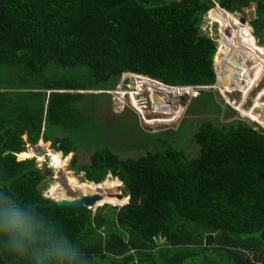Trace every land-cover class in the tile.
Wrapping results in <instances>:
<instances>
[{
    "label": "trees",
    "instance_id": "16d2710c",
    "mask_svg": "<svg viewBox=\"0 0 264 264\" xmlns=\"http://www.w3.org/2000/svg\"><path fill=\"white\" fill-rule=\"evenodd\" d=\"M217 6L221 20L256 6L251 26L263 42L264 0H0V90L19 92L0 94L9 110L0 118V189L59 225L92 264H198L209 253L224 264H264V131L256 124L206 120L196 128L190 121L175 132L176 141L147 134L153 151L139 160L121 159L91 128L86 143L95 152L79 168L76 154L86 143L51 136V127L74 134L87 129L91 119L83 114L89 108L78 104L93 100L86 93L114 91L127 74L159 83L153 91L173 99L183 92L163 84L216 86L218 45L202 28L208 14L214 20ZM226 55L222 47L218 64ZM52 65L88 72L89 84L42 85ZM256 65L264 70V63ZM103 86L113 89H97ZM13 98L18 104L12 106ZM197 99L219 115L225 112L213 90H201ZM184 130V139L192 137L200 148L199 157L188 156L179 143ZM42 140L52 142L63 161L61 153L75 154L72 168L85 174V182L102 187L112 176L117 183L107 187L113 190L122 182L130 203L94 213L47 199L45 172L35 160L18 161ZM117 196L101 204L129 201L119 203ZM0 264L30 261L0 249Z\"/></svg>",
    "mask_w": 264,
    "mask_h": 264
},
{
    "label": "rangeland",
    "instance_id": "374dc122",
    "mask_svg": "<svg viewBox=\"0 0 264 264\" xmlns=\"http://www.w3.org/2000/svg\"><path fill=\"white\" fill-rule=\"evenodd\" d=\"M219 10V8H215L213 10V21L211 20L210 15H207L204 21L202 32L203 35L212 37L218 45V51L214 63L216 66V73L218 74L217 77H220V81L224 85V72L235 64L233 61L236 58H239V60H237L238 62H243V69L252 70L253 68H255V62L257 64V62H259L258 60L260 56H262L261 54L264 55V37L263 42L260 43V39L255 35V30L251 26V22L256 19V6H252L242 14L236 13L233 15H229L228 17L224 15V20H221L219 18L222 16L220 15L221 12ZM216 20H220V24H218ZM234 20L237 22L242 21L252 29V39L254 43L255 39L257 42V47L255 46V55H259L257 57V61L252 59L253 56L251 54H246L248 55L246 57V61L244 59L241 60V58H243L245 55L238 54V56L237 54H229V49H231L232 47V39L235 38V32L237 30V28H235L236 24H234ZM222 47L224 48V51H226L228 60L222 58L220 64H218L217 58ZM245 51L246 53H249L250 49L245 48ZM260 63H264V61ZM258 67L256 70L257 73H259L261 71L260 68H262L260 66ZM87 73L88 72L80 73L79 75H77V73H75V71L73 70H68L66 68L57 66L54 67V65H52L45 73L44 78L41 79L43 80L41 82L43 83L42 85L49 83L61 84L62 81L64 82V85L68 83H71V86L81 84L85 85L89 84V81L85 79ZM256 75L257 80H259L258 74ZM125 79H127L126 83H124ZM246 80L249 86L248 89H251V94L244 108L239 106L242 102V95L240 94V92L225 93L219 88H223L224 90L226 89L222 84L219 85L218 82L216 86L207 89L210 91L213 90L218 103L223 107L225 111L223 114L219 115L216 112L210 110L209 107L206 106L205 101H199V99H197L199 96H189V98L181 96L182 98L175 97L173 99L172 96L167 95V93L165 92L153 91V89H158V83L148 80L144 77L136 78L133 74H127L117 85V88L112 92L86 93L92 96L94 95L93 100L92 98H90L91 100L86 99L78 104V107L80 108V110H83L84 107L86 108V105L89 108L86 109L83 114L85 118L91 119L90 124H88L87 126V129L85 128L81 133L74 134L61 128L57 129L55 127H51V136L53 139L70 137L78 140L80 144L84 145V142L86 143L88 140L92 139L91 136L93 134H102L103 140L105 142H108L110 147L116 153H118L121 159L126 160L131 158L134 160H139L147 156L149 151H153V144L148 141L147 134H159L162 135V137L167 141H174L175 139H177L175 132L180 130L190 121L195 122V125L193 126L196 128L198 127L200 122L206 120L215 121L217 125H225L237 120L245 121L251 125H254V121L243 116L241 112H244V110L250 111L254 108L257 98L264 92V77L255 88V84L252 83L256 81L255 69H253ZM97 89L111 90L113 88L110 86H103L97 87ZM114 94H122L126 97V99L122 100V97L114 96ZM91 101L93 102L91 103ZM228 101H230L232 105L228 104ZM259 103L264 106V97L262 98L261 96ZM236 107H240L238 108V110H240L241 112H239ZM258 109H260L261 111L263 107ZM230 110L236 111L238 115L232 117L229 116L228 114ZM253 114H255V110H253ZM253 117H255V115ZM91 128H95L96 130L92 135L91 131H89V129ZM103 129L104 132H102ZM255 129L258 130V127H255ZM185 130L182 131L183 134L180 133L182 135H180L181 138H179V143H182L181 146L186 150L188 156H190L191 158H197L200 155V148L194 143L192 137H190L189 139H184ZM89 134L90 136L88 137ZM85 145L88 146V148L80 147L79 151L76 154L77 168L81 167L83 164H90L92 155L95 152V149H93L92 147L90 148L89 144L86 143ZM105 146L108 147V145ZM28 149L29 151H33L35 153V157L28 160H35L38 168L43 170L47 175V180L43 185L45 186V188L43 189V193L47 199L56 201L49 195V191L51 190L50 188L54 186L61 187V190H57L58 192L55 195V197L60 200H64L60 197L62 194L63 196H65L64 194H66L70 199H78L86 196L81 191L77 190L76 187H73L74 185H72L73 183H76L73 181H80V183L83 184H90L88 182H85V174H80L76 168H72V161L74 160L75 154L66 157V159L64 160V163L67 164L66 169L58 170L51 162V159L48 157L49 151L58 153L53 149L52 142L47 143L41 141L38 146H29ZM18 161L23 162L26 160H20V158L18 157ZM109 182L112 184L117 183V179L110 176L107 181L102 184V187L97 185L98 187L96 186L95 188H101L98 194L102 195L106 193V195L109 196L105 199L104 202L110 201L112 197H114V195H118V197L123 196L125 198H128L129 201L123 206L109 204L110 206L118 208L127 206L130 203V198L128 197V190L126 189L125 185L120 181L121 185L119 184L120 186L115 188L114 190L112 188L106 189ZM160 244L163 245L164 242L160 241ZM212 263L224 264L220 256L211 253L203 256L198 262V264ZM188 264L195 263L189 262Z\"/></svg>",
    "mask_w": 264,
    "mask_h": 264
},
{
    "label": "clouds",
    "instance_id": "9594fccd",
    "mask_svg": "<svg viewBox=\"0 0 264 264\" xmlns=\"http://www.w3.org/2000/svg\"><path fill=\"white\" fill-rule=\"evenodd\" d=\"M0 249L25 254L30 264H92L81 246L59 225L4 189H0Z\"/></svg>",
    "mask_w": 264,
    "mask_h": 264
},
{
    "label": "bare ground",
    "instance_id": "6f19581e",
    "mask_svg": "<svg viewBox=\"0 0 264 264\" xmlns=\"http://www.w3.org/2000/svg\"><path fill=\"white\" fill-rule=\"evenodd\" d=\"M237 18V17H236ZM234 24H236L235 25V28H237V30H236V32H235V38L234 39H232V47H231V49H229V54H239L240 52L242 53V55H245L243 58H241V60H245L246 61V57L248 56V55H252L253 56V58H255L256 60H258V56L259 55H255V52H256V49H255V46L257 47V42H256V39H255V43H254V41H253V39H252V36H251V34H252V29L247 25V24H245V23H243L242 21H235L234 20ZM246 44V45H245ZM249 46V47H248ZM249 48L250 49V52L249 53H246V51H245V48ZM231 50V51H230ZM246 54H248V55H246ZM262 56H260V58H259V62H262V61H264V55L263 54H261ZM239 56V55H238ZM237 60H239V58L237 59H235L233 62L237 65V64H240L241 66L243 65V62L242 63H240V62H238ZM234 64V65H235ZM249 66V65H248ZM242 68H243V66H242ZM253 69H255V80L256 81H254V82H252L253 84H255V88L258 86V84L262 81V78L264 77V70H261L259 73H257L256 72V70H257V65H256V62H255V68H253ZM252 69V70H253ZM252 70H246V69H243V72H245L244 73V75H243V78H244V80L245 79H247L248 77H249V75H250V72L252 71ZM256 74H258V76H259V80H257V75ZM245 76H246V78H245ZM250 83V82H249ZM159 84V83H158ZM222 84V82H220V84L219 85H221ZM162 85V84H161ZM223 85V84H222ZM162 86H164V85H162ZM164 87H166V86H164ZM223 87L226 89V90H224L223 88H219L220 90H222L223 92H225V93H231V88H229V87H227L226 85L224 86L223 85ZM248 85L246 86V87H238V88H240L239 90H241V91H239L240 92V94L242 95V102L240 103V107H242V108H244L243 107V104L248 100V98H249V96H250V94H251V89H248ZM168 88V87H167ZM169 89H171V88H169ZM261 96H262V98L264 97V92L262 93V94H260L259 95V97L257 98V100H256V107L254 108V109H252V110H250V111H246V110H244V112H241L240 110H238V108H240V107H236L237 108V110L239 111V112H241V114L243 115V116H245V117H247V118H251L252 120H258V115H259V112H260V109H258V108H262L263 107V109L262 110H264V106H262L261 105V103H259L260 102V99H261ZM235 106H237V105H235ZM253 110H255V114H253ZM261 110V111H262ZM251 114V115H250ZM255 115V117H253ZM260 119V118H259ZM260 120H262V119H260ZM262 123H263V120L261 121ZM49 145V144H48ZM48 151V150H47ZM47 156V155H46ZM35 157V153L33 152V151H29V152H27V153H24V154H21L20 155V160H28V159H32V158H34ZM48 157L51 159V162L55 165V167L58 169V170H64V169H66V167H67V164H65L64 163V161L60 158V156H59V154L58 153H54V152H51V151H49V155H48ZM45 158V157H44ZM76 180V179H75ZM73 182H76V183H73L72 185H74L73 187H76V189L77 190H79V191H81L84 195H95V194H98L99 193V191H100V189H98V188H95V184H83V183H80V181H73ZM79 185H78V184ZM98 186H100V185H98ZM61 187H59V186H54V187H52V188H50L51 190L49 191V195H50V197L52 198V199H54V200H56V201H59L60 199H57L56 197H55V195L57 194V190H59ZM106 189H109L108 187L106 188ZM106 189H104V190H106ZM61 190V189H60ZM63 192V191H62ZM80 193V192H79ZM65 196H63V194L60 196L62 199H70V198H68L67 197V195L66 194H64ZM103 196H104V200L106 199V198H108L109 196L108 195H106V193L105 194H102ZM117 198L119 199V203H122L123 201H124V199H120L118 196H117ZM104 200L101 202V203H103L104 202ZM100 203V204H101ZM101 205H109V204H101ZM110 205H114V204H110Z\"/></svg>",
    "mask_w": 264,
    "mask_h": 264
},
{
    "label": "water",
    "instance_id": "95a60500",
    "mask_svg": "<svg viewBox=\"0 0 264 264\" xmlns=\"http://www.w3.org/2000/svg\"><path fill=\"white\" fill-rule=\"evenodd\" d=\"M218 8V6L216 7ZM221 9V7L219 6ZM216 67V66H215ZM245 72H243V68L240 64L233 65L231 68L227 69L224 72V86L231 88V92H239L240 88L238 87H246L248 85L247 80L243 78ZM217 74V73H216ZM218 75V74H217ZM220 84V77L218 76ZM246 78V76H245ZM165 86V85H164ZM261 118L264 120V110L259 112ZM120 199H124L125 197L120 196ZM104 200V196L101 194L95 195H87L83 196L78 199H65L55 201L61 207H68V208H88L93 210L94 213H97L104 205H99Z\"/></svg>",
    "mask_w": 264,
    "mask_h": 264
},
{
    "label": "built area",
    "instance_id": "2783aa9c",
    "mask_svg": "<svg viewBox=\"0 0 264 264\" xmlns=\"http://www.w3.org/2000/svg\"><path fill=\"white\" fill-rule=\"evenodd\" d=\"M127 82V79H125V81H124V83H126ZM123 83V84H124ZM203 89H206V88H199V87H185V88H179L178 89V91L181 93V92H183V95H182V97H198L199 95H200V91L201 90H203ZM207 89H209V88H207ZM247 102V101H246ZM246 102L243 104V107L246 105ZM228 104H230V105H232L231 104V102L230 101H228ZM256 105L257 104H255V106H254V108L256 107ZM235 106V105H234ZM253 108V109H254ZM262 119L261 118V116H260V114L258 115V120L256 121H254V120H252V121H254V124H256L257 126L256 127H258V130H263L264 131V123H261V121H260V119ZM251 119V118H250ZM263 120V119H262ZM264 121V120H263Z\"/></svg>",
    "mask_w": 264,
    "mask_h": 264
},
{
    "label": "crops",
    "instance_id": "0c3cea01",
    "mask_svg": "<svg viewBox=\"0 0 264 264\" xmlns=\"http://www.w3.org/2000/svg\"><path fill=\"white\" fill-rule=\"evenodd\" d=\"M18 94L19 92H16V91H12V90H10V89H4V90H0V94ZM51 94V92H49L48 93V95H50ZM11 102L10 103H12L13 102V104H12V106L14 105V104H18V98L17 99H11L10 100ZM5 102H7V100H5L4 98H3V95L1 96L0 95V118L2 119V118H7V116H8V113H9V110L6 108L7 107V105H5L4 103ZM9 103V102H8ZM11 112V111H10ZM51 135H52V132H51ZM23 139L26 141L27 140V135L26 136H24L23 137ZM42 142H44V140H42ZM32 147V146H31ZM29 148V147H28ZM28 152H29V149H28ZM62 155H63V158L65 159L66 158V156L63 154V153H61ZM18 157L20 158V155H18Z\"/></svg>",
    "mask_w": 264,
    "mask_h": 264
}]
</instances>
